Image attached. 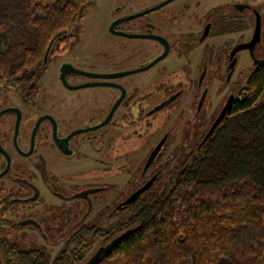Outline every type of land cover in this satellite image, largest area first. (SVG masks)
<instances>
[{
	"label": "flooded vegetation",
	"instance_id": "af4514ba",
	"mask_svg": "<svg viewBox=\"0 0 264 264\" xmlns=\"http://www.w3.org/2000/svg\"><path fill=\"white\" fill-rule=\"evenodd\" d=\"M166 1L151 0L134 19L115 25L126 16L112 19L109 32L122 39L110 40L106 67L95 65L102 56H94V42L81 40L83 16L53 42L35 94L19 87L28 107L0 97V112L12 108L0 115V243L27 240L32 229L45 240L94 235L100 223L122 215L159 182L160 160L190 159L193 140L204 144L240 98L235 82L248 81L264 65V0H170L152 9ZM258 24L254 46L233 54L253 40ZM230 35L237 38H225ZM242 50L252 65L240 70ZM55 70L60 88L49 87ZM142 71L148 72L139 79L128 77ZM228 86L227 99L215 104V88L218 97ZM163 126L168 130L159 137ZM180 128L179 152H169L173 130Z\"/></svg>",
	"mask_w": 264,
	"mask_h": 264
},
{
	"label": "trees",
	"instance_id": "16d2710c",
	"mask_svg": "<svg viewBox=\"0 0 264 264\" xmlns=\"http://www.w3.org/2000/svg\"><path fill=\"white\" fill-rule=\"evenodd\" d=\"M94 0H0V85L29 96L48 46ZM171 178L89 238L66 240L55 258L45 246L2 241L3 264H264V65L204 144Z\"/></svg>",
	"mask_w": 264,
	"mask_h": 264
},
{
	"label": "rangeland",
	"instance_id": "374dc122",
	"mask_svg": "<svg viewBox=\"0 0 264 264\" xmlns=\"http://www.w3.org/2000/svg\"><path fill=\"white\" fill-rule=\"evenodd\" d=\"M150 1L151 0H94L92 4L86 8L85 13H84V19H82L78 23V25L80 26L82 30L81 40L90 41V42L93 41L95 45V49L93 50L94 56L97 59H99V56H102V60H100V62H97V63L95 62V65H98V67L99 65L106 67V65L108 64H106L105 59H103L104 58L103 56L109 50L110 40L122 39L121 37H116L115 35H113L115 36L114 38H116L114 39L112 38L110 34L109 24L112 21V19L117 18V17H122V16H130L135 13H138L140 12V10L145 9L143 8L144 5L145 7L148 6L150 4ZM215 1H219V0H215ZM248 34L250 35L251 33L247 31V35ZM225 38L231 40L232 38L233 39L237 38V36L230 35L229 37L225 36ZM139 41H144V39L139 40ZM240 56L243 58L239 65L240 70L243 68L244 69L248 68L249 65H252L251 61H249V64H247L248 61L244 60V58H248L249 56V53L247 50H242L240 52ZM130 63L131 62H128V65H131ZM147 72L148 71L138 72L135 74H131L128 77L132 79H139L143 77ZM43 78H45V75L43 76ZM52 78L54 79V82L49 87L60 88V82L59 80L56 79V70L54 71ZM230 87L231 86H228V88H226L224 93L218 97L216 95L217 90L215 88L214 93L212 95L215 104H217L224 96H225V99H227V97L229 96L230 89H232ZM246 87H247V79L246 77L244 78L243 76V78L240 81L235 82V86L233 88L236 90V95L240 96L239 91ZM41 89H42L41 90L42 92L39 95L38 101H41V96L43 95L42 93L46 88L43 86V88ZM90 89H100V87H90ZM20 94L21 93L19 90V86L16 83H13V82L1 83L0 97H1L2 102H4L5 100L4 102L5 104L9 102V103L18 104L20 106H23L24 104L22 103ZM24 106L28 107L26 105ZM166 114H167V111L161 113V122H164ZM167 130H168V127L163 126L161 128L159 137H162L164 133L167 132ZM174 133L175 135L173 136V143H172V146L169 152H173L172 149H174L175 153H178L179 145L184 135V129L180 128V129L173 130V134ZM193 138L194 136L192 137V139ZM156 140H157V137H156ZM144 141L142 140L141 142H138L137 146H139L140 143L144 144ZM149 146L148 145L145 146L142 151L144 154V157H146L147 155ZM192 148L193 150L197 148V142L195 143L194 140L192 143ZM183 162L184 161H179V160H171V161H166L165 159L160 160L159 161L160 167L164 168L161 181L163 183L167 182L171 178V176H173L175 172L181 167V164ZM119 185H123L121 179L119 180ZM98 211L100 210L97 209L96 212ZM125 215L126 213L123 212L122 215H118L117 217H112L111 220H107L106 222L100 223L99 226H104V227L112 226ZM27 232L30 233V238H28L27 240L18 242V244H20L22 247H25V248L27 247L30 248L34 246H45L51 253L52 258L56 257V255L63 248L66 242L65 240L64 241L63 240H59V241L58 240H45L42 236H40V234L36 230H33V229L28 230Z\"/></svg>",
	"mask_w": 264,
	"mask_h": 264
},
{
	"label": "water",
	"instance_id": "95a60500",
	"mask_svg": "<svg viewBox=\"0 0 264 264\" xmlns=\"http://www.w3.org/2000/svg\"><path fill=\"white\" fill-rule=\"evenodd\" d=\"M170 1V0H168ZM168 1L166 2H163L155 7H153L152 9H156V8H159L163 5H165ZM150 11V10H148ZM147 11V12H148ZM143 13H146V12H142V13H135L133 15H130V16H126V17H123V18H120L118 19L116 22H114V25L117 24V23H120V22H123V21H127V20H130V19H134L136 17H139L141 14ZM259 33H260V24H258V27H257V30H256V33H255V36L253 38V40L249 43H246V44H241L239 46H237L234 50H233V54L236 53L237 51L241 50V49H245V48H250V47H253L254 44L256 43V41L258 40V37H259ZM55 41V38L52 40V42L50 43V45L48 46L47 48V51H46V54H45V61L48 59L49 57V54H50V51H51V47H52V44L53 42ZM231 104V100H229L227 102V104L225 105L224 109L222 110V113L220 115V118L223 117V115H225V113L227 112L229 106ZM12 110V108H7L5 110H2L0 112V115L7 112V111H10ZM13 110H16L18 112V121H20L21 119V113L18 109H13ZM220 118L218 121H220ZM165 142V138H163L160 143L155 147L151 157L149 158L147 164L149 165L158 155L163 143ZM152 184V181H149L148 183H146L144 186H142L140 189H138L135 193L132 194V196L127 200V203H130L132 202L134 199H136L139 195H141L144 191H146ZM110 248V244H107V245H102L100 246L97 251L95 252V254L85 263V264H96L98 262V260L101 258V256ZM0 264H2V260L0 259Z\"/></svg>",
	"mask_w": 264,
	"mask_h": 264
}]
</instances>
